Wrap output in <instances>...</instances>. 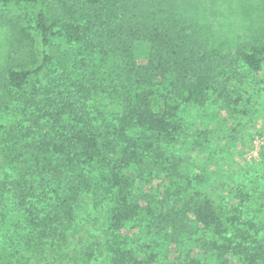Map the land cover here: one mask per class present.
Masks as SVG:
<instances>
[{"label":"trees","instance_id":"trees-1","mask_svg":"<svg viewBox=\"0 0 264 264\" xmlns=\"http://www.w3.org/2000/svg\"><path fill=\"white\" fill-rule=\"evenodd\" d=\"M225 11L249 31L228 48L207 39ZM0 25V264H40L46 247L58 264H264V221L243 219L255 197L228 177L241 207L226 212L200 185L224 179L219 133L181 142L179 120L216 103L250 116L234 86L264 67V0H0Z\"/></svg>","mask_w":264,"mask_h":264},{"label":"rangeland","instance_id":"rangeland-1","mask_svg":"<svg viewBox=\"0 0 264 264\" xmlns=\"http://www.w3.org/2000/svg\"><path fill=\"white\" fill-rule=\"evenodd\" d=\"M236 25L237 23L229 21L227 11L209 17L207 21L208 41L223 48H228L229 45L233 46L235 43L237 45L241 41L243 42V37L249 33L247 28L248 22L242 21L241 25L238 24L239 29L237 32L233 33L231 29ZM8 38L9 30L0 25V67H2L3 61H5ZM241 68V83L240 81L235 82L234 88L237 90L241 88L245 93L244 96L247 99H251L252 109L250 116L240 117V114L234 116L231 110L220 108L221 104L219 103L209 104L206 107L200 108L189 107L179 112V120L183 122L187 135L181 142L186 139H192L195 136L194 133L200 130H212L215 133H219V137L221 139L223 137L222 140L230 137L235 140L237 146H227L225 142L219 143L220 138L216 137L215 145H211L210 151L213 153L215 161L221 164L224 171V179L216 178V176L211 177L212 172L210 169L207 173L202 172L204 178L201 180L200 185H203V188L207 191L219 189V192L221 191L219 202L224 201L223 204L226 207L224 211H232L231 207H241L239 201H237L238 199H235V201L229 200L228 183L230 179L228 177L234 175L240 181L239 186L236 188L238 192H247L256 199V201L253 200L246 204L248 205L247 209L243 208L244 211H248L247 213H249L243 216V219L250 217L257 222L264 221V209L259 206L264 205V167L257 162L259 160V148L264 143V138H261L259 135L264 131V67L257 76V82H252L248 78L249 74L246 72V67ZM98 102L99 105L94 102L95 106H99L104 111H109L113 101L108 99L99 100ZM207 157L208 154L204 150H199L198 154L192 157V159L199 165L198 168H200L202 162ZM190 170L192 175L196 176L200 174L194 166ZM254 185L256 186L255 188ZM223 196H225L226 200L222 199ZM226 203H228V208ZM75 247L72 244L70 255L76 254L77 250ZM78 249L81 250L80 248ZM36 253H39L37 257L39 259L38 263L41 264L44 261L45 264H58V257L54 254L52 248L46 247L44 250L37 248Z\"/></svg>","mask_w":264,"mask_h":264}]
</instances>
